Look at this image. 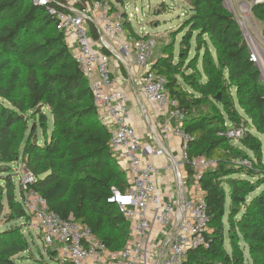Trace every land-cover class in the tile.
<instances>
[{"label": "trees", "instance_id": "trees-1", "mask_svg": "<svg viewBox=\"0 0 264 264\" xmlns=\"http://www.w3.org/2000/svg\"><path fill=\"white\" fill-rule=\"evenodd\" d=\"M51 1L41 6L0 0V218L29 221L11 167L22 160L36 177L31 188L51 212L73 217L108 249L120 251L131 226L108 199L114 187L127 191L128 177L110 148L111 132L98 117L89 80L52 13L66 11L67 3ZM187 1L190 13L178 55L174 40L151 67L166 79L185 114L182 127L192 137L189 159L217 161L198 181L210 217L209 246L190 250L182 264H264L262 73L226 0ZM165 7L162 3L160 11ZM253 12L264 18V3ZM90 28L98 40L97 28ZM125 28L141 38L130 22ZM240 127L241 139L226 136ZM185 169L193 182L191 163ZM15 234L22 235L20 241ZM27 251L23 225L0 234V264H48L27 258ZM48 253L55 258V252Z\"/></svg>", "mask_w": 264, "mask_h": 264}, {"label": "built area", "instance_id": "built-area-1", "mask_svg": "<svg viewBox=\"0 0 264 264\" xmlns=\"http://www.w3.org/2000/svg\"><path fill=\"white\" fill-rule=\"evenodd\" d=\"M32 1L41 6L52 3L51 0ZM83 1L71 0L64 5L66 11L52 9V13L57 15V27L66 36L70 48L77 49L74 55L89 80L99 119L104 124L107 118L112 121L110 148L119 163H124L129 186L126 192L112 188L108 202L115 204L129 222L131 237L122 250L111 251L86 225L73 217L63 219L51 212L47 201L31 188L36 177L24 165L26 172L21 177L20 201L29 217L25 226L35 231L44 245L55 252L51 260L57 264H86L89 260L104 264H160L161 255H155L159 246L152 238L153 228L158 225L161 229H172L170 252L164 264H182L190 250L209 246L207 205L204 196L197 193L188 195L180 203L164 199L156 170L144 161L140 138L130 121L127 95L115 87L113 60L117 53L123 55L118 59L122 64H126L125 58L132 57L146 99L179 121L175 129L167 128L166 132L182 140L183 162L174 164L180 185L186 184L182 167L187 163H191L194 180L198 183L205 171L217 166V161L206 157L189 159L187 145L192 137L182 127L185 114L171 98L166 79L151 71L154 41L137 30L141 36L138 40L127 34L125 22L132 24L133 15L113 12L106 0ZM90 25L97 28L98 40ZM104 48L110 54L105 53ZM250 51L251 60L264 79V57L252 48ZM244 135L242 127L230 129L226 134L233 140ZM152 152L156 151L152 149ZM245 163L249 165L248 161Z\"/></svg>", "mask_w": 264, "mask_h": 264}, {"label": "crops", "instance_id": "crops-1", "mask_svg": "<svg viewBox=\"0 0 264 264\" xmlns=\"http://www.w3.org/2000/svg\"><path fill=\"white\" fill-rule=\"evenodd\" d=\"M250 48L254 49L261 57H264V50L257 43ZM121 57L123 55L117 53L113 60L115 87L122 89L127 95L130 121L140 138L144 161L152 165L156 170V180L164 199L180 203L191 194L197 193L204 196L203 191L194 178V181L189 183L187 173L186 184L183 186L180 185L176 177L174 164L183 162L182 140L174 134H167L166 129H175L179 125L178 119L170 116L166 110L159 108L146 99L142 92V86L138 80L132 57L125 58L126 64L118 62ZM154 62L152 58L151 63L154 64ZM123 68L126 73H123ZM262 82L264 83L263 78ZM105 125L108 128L112 127V121L107 118ZM152 149L156 152H152ZM123 165L124 163H120V166L124 169ZM183 169L184 167H182ZM183 173L185 175L184 171ZM171 234L172 229H161L158 225L153 228L152 238L159 246L155 255H161L160 264H164L168 258ZM86 264L104 263L89 260Z\"/></svg>", "mask_w": 264, "mask_h": 264}, {"label": "rangeland", "instance_id": "rangeland-1", "mask_svg": "<svg viewBox=\"0 0 264 264\" xmlns=\"http://www.w3.org/2000/svg\"><path fill=\"white\" fill-rule=\"evenodd\" d=\"M71 0H65L70 3ZM109 9L115 13H127L129 16L133 15L131 22L135 30L143 34L149 35L154 41L153 59L156 61L162 54L164 47L168 46L175 40L176 55H178L179 44L184 32H180L183 23L190 13V6L187 0H106ZM166 4L165 10L162 12L159 6ZM257 3H264V0H226V9L234 15L242 29L245 40L249 47H253L255 43L264 48V18H260L253 12V7ZM136 9L138 11H136ZM73 53H77L76 48H71ZM264 81V79H263ZM47 112V110H46ZM51 125L52 116L50 115ZM52 128V127H51ZM51 128L48 130L50 135ZM41 137L40 141H43ZM250 155H252L250 153ZM24 163L20 160L11 167L14 174V182L17 186V191L20 192L21 177L24 176ZM183 171L186 176V169ZM20 200V194H19ZM23 225V233L27 237L28 251L27 258L34 262L45 260L48 264H57L56 261L51 260L48 249L42 239L32 229L25 226V221L9 223L6 218H0V234L5 233L10 228H18ZM8 239L13 236H7ZM17 240H21V234H15ZM228 244V240H227ZM243 245V244H242Z\"/></svg>", "mask_w": 264, "mask_h": 264}]
</instances>
